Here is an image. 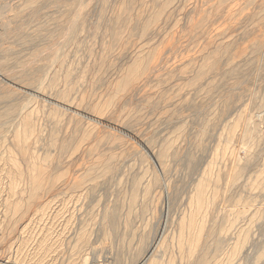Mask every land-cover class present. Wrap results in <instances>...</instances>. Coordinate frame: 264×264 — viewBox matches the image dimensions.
<instances>
[{
    "label": "rangeland",
    "instance_id": "1",
    "mask_svg": "<svg viewBox=\"0 0 264 264\" xmlns=\"http://www.w3.org/2000/svg\"><path fill=\"white\" fill-rule=\"evenodd\" d=\"M80 1L0 0L27 15L0 35V260L264 264V0ZM153 53L163 72L124 86ZM32 162L54 191L22 228L6 200L26 204Z\"/></svg>",
    "mask_w": 264,
    "mask_h": 264
},
{
    "label": "bare ground",
    "instance_id": "2",
    "mask_svg": "<svg viewBox=\"0 0 264 264\" xmlns=\"http://www.w3.org/2000/svg\"><path fill=\"white\" fill-rule=\"evenodd\" d=\"M18 1V0H17ZM21 3L23 2H32V1H35V0H19ZM39 1V0H38ZM95 0H90V2L91 3H93ZM49 3L50 2V0H40V4H45V3ZM74 4L72 5V7H71V10H73V13H74V16L73 17H78L79 18V16H81L83 13H85V10L82 8V2L80 1V0H74ZM81 2V3H80ZM97 2V1H96ZM22 3V4H23ZM46 3V4H47ZM98 3V2H97ZM24 5H25V3H24ZM49 5V4H48ZM47 5V6H48ZM86 5V4H85ZM38 6V5H37ZM208 6H209V4H208ZM32 8V7H31ZM30 8V9H31ZM9 8H7L6 6H4V7H0V15H1V17H0V35H1V37L2 38H5V36L6 35H9V34H14L15 32H13L14 30H13V27H12V25L13 24H15V23H24V18H26L27 17V15L26 16H23V15H17V14H11V10L9 9ZM29 9V8H28ZM27 9V10H28ZM37 8H32L30 11L31 12H29L30 14H28V16H30V18L28 17V19H32V21H33V18H35L34 16H33V14L32 13H34V12H37L38 11V9H37V11H35ZM44 10V9H43ZM54 10V9H53ZM41 11V10H40ZM39 12V11H38ZM40 13V12H39ZM35 14V13H34ZM41 14V13H40ZM4 15V17H2ZM36 15V14H35ZM117 15V14H116ZM31 16H33V18L31 17ZM29 20V21H30ZM33 23V22H32ZM17 26V25H16ZM77 27H78V23H77V20L76 21H74V22H72V23H70L68 26H67V28H66V32L63 34H61V36L58 38V41H59V43L61 44V45H63V46H67V43L68 42H70V40H71V38L74 36V34H75V32H76V29H77ZM151 28V26H150V24L149 25H147L145 28L146 29H144V31H143V33H147V32H149L150 31V28ZM122 28V27H121ZM114 30V33H113V38H114V40H118L119 38H120V36H121V34H119V32L118 31H115V29H113ZM154 30V29H153ZM22 32V31H21ZM21 34L22 33H20V35H15L16 37H17V39H18V36L19 37H22L21 36ZM23 35H25V34H23ZM122 35H123V33H122ZM29 36V35H28ZM11 37V36H10ZM10 37H9V39H10ZM25 37V36H24ZM26 38V37H25ZM74 38V37H73ZM16 39V38H15ZM32 39H33V37H32ZM32 39H29V37H28V39L27 40H32ZM21 41H24V40H21ZM26 41V40H25ZM33 41V40H32ZM175 41H177L178 43H179V41L178 40H175ZM27 42V41H26ZM181 42V41H180ZM25 43V42H24ZM28 43V42H27ZM26 43V44H27ZM174 43V42H173ZM115 44V43H114ZM180 44V43H179ZM179 44L177 45V48H179L178 46H179ZM175 46V45H174ZM148 47V46H147ZM172 47H173V45H172ZM172 47H170L169 49H171ZM177 48L175 47L174 49H176L177 50ZM138 52H140V54H142V52H143V47H138ZM174 49H172L174 52H176V50H174ZM180 49V48H179ZM182 49V48H181ZM172 51V53H174ZM179 51V50H178ZM157 52H158V50H157ZM157 52L155 51V53H156V55H157ZM160 52V51H159ZM164 52V51H163ZM169 52L171 53V51L169 50ZM155 53H153V55H152V60L151 61H147V62H138V64L137 65H135L133 68H132V70L130 71V73L128 74V76L127 77H125V85L124 86H132V85H136V84H139V85H142V83H147L148 84V82H150L154 77H155V75H156V71H158L159 72V67L161 68V66H160V57L158 58V59H156L155 58V63H154V65H152V61L154 60V57H155ZM167 53V52H166ZM176 54V53H175ZM164 55H165V52H164ZM163 55V53H162V56H164ZM168 55H170V54H168ZM58 56L59 55H57L56 53H54L53 54V63L54 62H56L57 61V58H58ZM139 56V55H138ZM158 56H160V55H158ZM161 56V57H162ZM167 56V55H166ZM61 58V57H60ZM164 58V57H163ZM167 58H169V57H166V59ZM189 58V57H188ZM165 59V60H166ZM142 60V59H141ZM148 60V59H147ZM162 60V59H161ZM138 61V60H137ZM145 61V60H144ZM164 63H166V62H164ZM54 65V64H53ZM52 65V66H53ZM152 65V66H151ZM164 65V64H163ZM51 66V67H52ZM151 66V67H150ZM163 67V66H162ZM202 70H203V68H201ZM200 69V70H201ZM45 70V69H44ZM163 70V69H162ZM2 71V70H1ZM204 71V70H203ZM44 72V71H43ZM160 72H163V71H161L160 70ZM167 72V71H166ZM192 72V71H191ZM199 72V79L201 80L202 78H201V76H202V73L200 72V71H198ZM44 74V73H43ZM42 74V75H43ZM166 75V74H165ZM203 75H204V73H203ZM181 76V75H180ZM38 77V76H37ZM161 77H164L163 75L161 76ZM184 76H182V78H183ZM42 78V77H41ZM204 78V77H203ZM155 79V78H154ZM159 79V78H158ZM39 81V80H38ZM160 81V80H159ZM202 84V83H201ZM138 86V85H137ZM35 90H36V92L38 93V92H40L41 91V87H37V88H35ZM134 90H137L136 88L134 89ZM132 92H136V91H133L132 90ZM137 93V92H136ZM183 96V95H182ZM184 97V96H183ZM65 104V103H64ZM63 106V105H62ZM65 106V105H64ZM30 106H28L27 105V108H29ZM23 109H22V111L23 112H21V117H22V120H23V123H24V125H25V130H24V132H25V134L28 136V133H30V131H31V129H30V125H32V123H33V121H32V119H31V117L30 116H23V114H24V110H25V106H23L22 107ZM26 108V109H27ZM18 111V110H17ZM18 113V112H17ZM15 116H17V115H15ZM14 116V117H15ZM21 119V118H20ZM13 120V119H12ZM47 122V121H46ZM32 127V126H31ZM29 129H30V131H29ZM146 143H144L147 147H148V142L147 141H145ZM89 146H90V144H89ZM77 157V156H76ZM95 158V157H94ZM77 162V161H76ZM158 165L162 168H164V169H166L165 168V156H164V154H162L161 155V157L158 159ZM89 163V162H88ZM92 164H93V162H92ZM15 167H17V165L15 166ZM51 168V167H50ZM53 168V167H52ZM83 168V167H82ZM82 168H81V170H82ZM16 169V171H15V176L13 175V177H12V179H10V180H12V182H11V191L12 190H14V191H16L17 190V175L18 174H20V171H19V168L17 167V168H15ZM47 168H45L43 165L41 166V165H39V163L38 164H36V162H32V164L29 166V180H31V183H32V185H30L31 186V188H30V193H29V195L27 196V200H26V204H23L21 201H24V200H22V199H19L17 202H14L13 204L11 203L10 204V201L9 200H6L7 202L6 203H8L9 205H10V210H12L13 211V214L14 215H16V214H18L20 211H21V209H22V205H23V207H25V209H24V211L20 214V217H21V224L20 225H26V223L29 221V219H30V216H31V214H33L32 212H34V211H37V209H44L45 207H46V204H47V202L46 201H44L42 198V194L44 195L45 193H49L51 190H52V188L51 187H53L54 185L53 184H51L52 182H51V175L48 173V171L46 170ZM52 170V169H51ZM74 171L76 172V173H78L79 171H80V169H79V167L78 168H76V169H74ZM83 171H84V169H83ZM166 172V171H165ZM167 174V173H166ZM46 178H47V180H46ZM69 184V183H68ZM201 184H202V182H201ZM204 184V183H203ZM206 184V183H205ZM205 184H204V186H205ZM29 186V187H30ZM207 188V187H206ZM57 189V188H56ZM203 190H206V189H203ZM202 190V188L200 187L199 188V192H198V190H197V192H198V196L197 197H195V199L192 201V204H193V214H191V215H193V218H192V225H194L195 224V220H194V218H195V209H196V211H199V209L203 206L202 204H203V201H204V195L206 194L205 193V191H204V193L205 194H203V191ZM207 190H208V188H207ZM52 191H54V190H52ZM51 191V192H52ZM55 193V192H54ZM50 194V193H49ZM52 194V193H51ZM50 194V195H51ZM46 195V194H45ZM49 195V196H50ZM52 196V195H51ZM196 196V195H195ZM53 197V196H52ZM51 198V197H50ZM45 199V198H44ZM47 199H48V197H47ZM208 204H209V202H208ZM5 205V204H4ZM48 205V204H47ZM7 207V206H6ZM34 209V210H33ZM41 212H43V211H41ZM201 213V212H200ZM199 216V215H198ZM198 222V221H197ZM22 228H24V226L22 227ZM26 228V227H25ZM21 231V230H20ZM159 237H160V235H159V233L155 236V238H154V240H153V242L149 245V247H148V249L146 250V254L147 255H149L150 253H152L153 251H154V249H155V247L157 246V244H158V239H159ZM2 247V246H1ZM4 248V247H3ZM2 248V249H3ZM1 250V249H0ZM14 258V257H13ZM7 261V260H6ZM4 262V261H2V260H0V264H10V263H8V262ZM147 261V260H146ZM11 262V261H10ZM143 262V261H142ZM12 263V262H11ZM20 263V262H19ZM18 264V263H17ZM138 264H142V263H138Z\"/></svg>",
    "mask_w": 264,
    "mask_h": 264
}]
</instances>
